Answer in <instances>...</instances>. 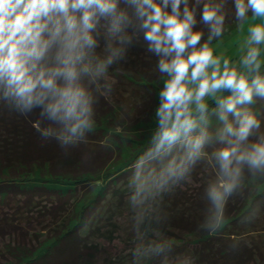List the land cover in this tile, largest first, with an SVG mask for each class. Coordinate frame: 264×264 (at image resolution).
<instances>
[{
    "label": "clouds",
    "instance_id": "clouds-1",
    "mask_svg": "<svg viewBox=\"0 0 264 264\" xmlns=\"http://www.w3.org/2000/svg\"><path fill=\"white\" fill-rule=\"evenodd\" d=\"M201 0H0V102L26 113L40 108L50 123L33 127L62 146L75 144L93 127V85L124 52L129 29L143 30L148 47L160 55L158 67L168 74L156 109L158 127L150 144L132 163L129 186L133 205L145 203L170 180L182 177L203 154L209 139L205 97L216 100L224 146L213 155L219 164L209 185L213 217L219 221L227 197L236 188L242 164L264 169V133L249 141L261 120L247 107L264 98L260 48L251 46L241 57L247 71L225 57L213 55L209 41L223 31L220 3L204 0L200 18L208 24L203 43L197 5ZM235 16L243 21L264 18V0H233ZM248 44H264V22L248 29ZM105 44L97 51L100 38ZM107 87V86H105ZM228 89L229 94L220 95ZM192 105H195L193 108ZM231 114L232 119H229ZM199 128L198 132L194 129ZM247 142V143H246ZM174 149H180L177 152ZM167 157L159 168L155 161ZM157 247H161L157 245Z\"/></svg>",
    "mask_w": 264,
    "mask_h": 264
},
{
    "label": "trees",
    "instance_id": "trees-1",
    "mask_svg": "<svg viewBox=\"0 0 264 264\" xmlns=\"http://www.w3.org/2000/svg\"><path fill=\"white\" fill-rule=\"evenodd\" d=\"M203 2L201 0L197 5L198 23L194 26V30L204 33L197 47L209 35L208 24L200 18ZM212 2L222 5L225 20L222 33L214 36L209 43L223 36L232 25L245 21L235 16L233 0ZM192 3L195 0H190V5ZM128 34L131 39L124 41L123 54L108 66L100 78L101 87L97 90L93 85L95 123L75 144L62 146L54 137H43L33 127V122L38 118L41 119V126L50 123L40 117L39 107L21 113L0 102V264L99 263H95L98 245L87 242L92 237L91 233L95 232L90 230L95 221L89 220L95 213L102 210L101 213L105 214L107 211L103 206L106 203L101 201L104 198L92 196L93 190L112 170H120L114 172L106 191L108 193V189H112L115 199L123 198L120 194L124 192L118 184L129 183L132 163L146 148L136 150L142 144L134 135L138 127L152 123L159 106L157 95L162 89V80L168 75L160 71L158 61L161 54L148 47L149 41L144 39L143 30L129 29ZM104 44L101 37L97 51H101ZM259 73L264 75V70ZM257 98L254 97V100ZM214 104L216 100L210 102L208 110ZM206 116L209 126L205 128L209 139L204 145L203 154L189 166L183 179L179 177L168 182L165 187L170 190L169 193L162 194L150 205L144 227L151 233L167 234L169 238L154 242V250L149 254L147 264H165L169 258L174 259L181 252L188 255L192 264H264V221L254 220L264 217V190L251 192L255 186L264 185V169H252V172L242 169V182L237 184L228 196L229 200L225 201L221 221H216L210 212L211 201L207 194L209 185L213 183L205 181L208 178L213 180V176L199 177V173L206 172L207 168L215 175V169L219 171L211 147H219V142H223L219 134L223 122L214 123L217 117ZM193 131L198 132L199 128ZM125 149L129 150V156L123 155ZM133 153L136 154L132 156ZM166 160L167 157H164L155 161V166L159 168ZM202 165L207 168L201 169ZM188 177L194 179L195 188L180 190L179 187L187 185L185 178ZM37 181L73 184L74 187L61 192L28 185ZM176 183L183 185L175 186ZM44 199L51 203L41 207ZM78 204L83 205L79 216L76 209ZM24 206L31 210L30 213L38 210L41 214L40 209H44L42 218L50 221H22L24 215L20 210H24ZM98 223L105 226L108 221ZM84 228H88L89 232L85 233ZM45 233L49 235L44 237ZM174 233L196 238L197 241L194 245L192 241L183 243L176 252L178 245L172 239ZM260 233L263 234L258 235ZM164 239H169L170 243H164ZM119 260L117 257L104 259L103 262L121 264Z\"/></svg>",
    "mask_w": 264,
    "mask_h": 264
},
{
    "label": "rangeland",
    "instance_id": "rangeland-1",
    "mask_svg": "<svg viewBox=\"0 0 264 264\" xmlns=\"http://www.w3.org/2000/svg\"><path fill=\"white\" fill-rule=\"evenodd\" d=\"M264 22V18L257 17L256 19H251V15L248 16V18L245 19L240 24H235L232 25L227 29L225 34L221 36L219 39L210 42L209 46L213 49V55H218L221 57V60L223 58L227 57L231 63H233L239 70L241 71H247L246 66L241 63V57H243L247 49L251 46H256L260 48V56L259 58L261 59V67L258 71L264 70V44L260 45H250L248 44V36L250 35L248 29L252 24L256 23H262ZM168 78V75L162 80V85L160 87H164V81ZM229 90L224 89L220 95H227ZM160 93L157 95V100L158 103L160 104ZM207 100V104L209 105L212 100H215V98L209 99L205 97ZM194 108L195 105H192ZM247 107L251 108V110L257 115V118L261 120V124L259 129H254L253 134L249 137V141H255L257 139V133H264V98L258 97L257 100H254V102ZM216 109V104L212 106L208 111H206L205 115L210 114L211 117H217L215 120H211V117H209L210 122H216V123H222L218 119V113L215 111ZM134 116V115H131ZM206 116V120H207ZM229 119H232L231 114H229ZM206 120L199 121V124L202 125L203 127H208L209 124ZM209 122V123H210ZM158 127V117L156 116V113L153 117L152 123L149 125H143L142 127H138L137 132L135 133V137L137 138L136 140L141 143L142 146L136 148V150H143V148L148 147L150 144L151 137L153 133L156 131ZM133 139V138H132ZM220 145L219 147H211V153L213 154L217 149L221 148L224 146V141L219 142ZM136 153H133L132 156H134ZM123 155L129 156V150L125 149L123 151ZM131 156V157H132ZM242 169L246 168L250 172H252V169L249 168V166L244 163L242 164ZM207 168V166H201V169ZM123 170V168H121ZM120 171V170H112L109 175H107L103 181L101 182V185L93 190L92 196L95 195H100L104 199H102V203L104 204V208L106 207L107 211L105 214H102V210L99 213H95L92 218H90L89 221H95L92 226L90 227V230L92 229L93 233H91V238L89 237V242L90 244H96L98 245V251H95V263L96 261L99 262L98 264H104L103 260H109L111 258H120L121 264H147V258L149 257V254L153 253V244L158 241L159 239L161 240L162 238H169L168 235H159V233H155L154 231L151 233V231L148 230L147 227H144L143 223L148 218V213L150 212V205L154 202V200L158 199L159 197L162 196L164 193H169V189L167 187L155 192L154 195H152L145 203L140 204V205H133L130 200V195H131V189L129 186V183H119L118 186L120 187V190L124 192L123 194H120L123 196L121 200L115 199L112 195V189H108V193L106 191L107 189V183H109V180L113 178L114 172ZM115 172V173H116ZM212 174L210 168L206 169V172L199 173V177L203 176H213V180H210L209 178L206 179L205 181L207 183H214L215 180L217 179V176L219 174V171L215 169V171ZM242 174H240L241 177ZM183 179V177H182ZM242 178H239L238 183H241ZM203 182V180H202ZM185 183L187 185H183L181 183L182 188L179 187L180 190L185 191L187 188H195L194 186V179L193 178H185ZM28 184V183H27ZM195 184H197L195 182ZM30 187H36V186H44L47 189H54V190H61L67 191L69 188L74 187L73 184H56V183H51V182H32L28 184ZM179 183H176L175 186H181ZM199 185V184H197ZM254 187V186H253ZM252 187V188H253ZM198 188V186L196 187ZM264 190V185L259 186L251 189V192H256L259 193ZM237 191V190H235ZM126 193V194H125ZM112 197L114 199H112ZM229 200V197H227V200ZM47 200H43L42 205H49L51 202H45ZM109 201V202H108ZM84 201L80 202L79 204H82ZM108 202V203H107ZM234 202L232 201L231 204ZM76 207L78 211V216L79 213L81 212V209L83 208V205H79ZM225 204V203H224ZM108 205V206H107ZM211 205V206H210ZM209 206L211 207L210 212L213 214L212 210V204ZM102 206V207H103ZM114 209L112 211L108 209ZM24 210H20V212H23L22 216V221H50L49 219L45 220L42 218L44 212V209H40L41 214H39L38 210H35L34 212H29L27 207L24 206ZM101 215V218H99V214ZM45 215V214H44ZM213 216V215H212ZM29 217V218H28ZM214 218V217H213ZM255 221H264V217L261 219H254ZM98 221H111V224H105V226H102V224L99 225ZM115 224L113 225L112 223ZM221 221V220H220ZM100 228V230H97ZM97 230V231H96ZM84 232L88 233L89 230L88 228H84ZM263 234V233H262ZM261 233L258 235H262ZM44 237L49 234H43ZM174 239V244L178 245L176 248V252H178L181 247L184 245L183 243H188L192 241V245L195 244L197 241L196 238H191V237H184L180 235L179 233H174V236L172 237ZM164 243L169 244L170 241L169 239H164ZM187 241V242H186ZM175 252V253H176ZM174 253V254H175ZM173 257L169 258L165 264H192L189 259L188 255L185 253L181 252L178 254V257ZM117 264V263H116Z\"/></svg>",
    "mask_w": 264,
    "mask_h": 264
}]
</instances>
